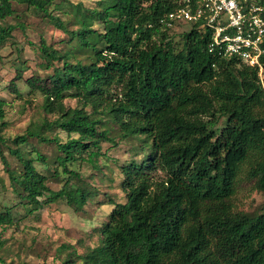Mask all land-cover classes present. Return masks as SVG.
Masks as SVG:
<instances>
[{"label":"trees","instance_id":"1","mask_svg":"<svg viewBox=\"0 0 264 264\" xmlns=\"http://www.w3.org/2000/svg\"><path fill=\"white\" fill-rule=\"evenodd\" d=\"M57 3L0 0V21L16 15L14 5L24 6L67 34L83 57L40 40V58L51 72L24 84L42 97L45 117L10 146L0 135L1 162L7 164L5 146L18 163V169L5 167L12 192L32 206L29 212L58 201L82 210L92 189L69 166L93 163L101 142L116 146L108 136L113 123L120 140L138 139L146 153L140 163L120 168L124 202L113 205L98 244L80 256L82 264H264V201L254 217L233 204L247 183L264 197V55L259 70L210 52L212 30L201 19L176 49L168 16L185 6L193 13L199 0L76 3L73 30L53 14ZM17 27L24 24H0V47ZM20 79L17 73L9 84L16 96ZM65 99L78 106L66 107ZM5 105L0 99V129ZM53 128L66 133L65 142L47 137ZM29 139L59 151L52 176L59 167L66 179L58 190L33 165H44V158L22 150ZM17 223L1 208V230Z\"/></svg>","mask_w":264,"mask_h":264},{"label":"rangeland","instance_id":"2","mask_svg":"<svg viewBox=\"0 0 264 264\" xmlns=\"http://www.w3.org/2000/svg\"><path fill=\"white\" fill-rule=\"evenodd\" d=\"M97 0H56L53 14L69 30L78 26L79 19L71 5L81 3L85 7H94ZM15 16L7 18L2 25L23 23L24 28L17 27L10 37L0 47V99L6 103L4 107L3 127L0 135L10 146L11 139L24 134L32 124L42 121V97L36 92H30L24 84L31 76L46 77L51 69H46L38 50L40 40L58 51H72L76 57L83 58L80 52L73 48L74 43L69 36L56 29L47 19L34 11L26 10L24 6H13ZM191 23L180 20L174 21L168 30V35L176 49L182 42V35L191 28ZM99 29L98 25H94ZM55 66H60L55 62ZM19 73L21 79L15 82L19 96L11 93L10 81ZM263 78V76H262ZM66 107H77L73 99H65ZM48 119H51L49 115ZM1 122V121H0ZM108 136L117 143L113 146L109 142L99 144L98 156L93 163L77 161L69 166L81 177V181L92 189V196L80 211H73L64 201L47 206L41 210L29 212L32 206L18 198L10 187L5 167L18 169V163L11 156L6 147L2 146V153L6 165L0 160V210L6 208L18 223L1 230L0 228V264H63L71 260L72 264H82L79 259L98 244L99 230L107 221V217L116 203L124 202V194L120 190L122 174L120 168L130 162L140 163L145 153L141 150V142L135 138L120 140L118 128L115 124H108ZM47 137H57L60 142L66 141V133L51 129ZM24 152L35 157L37 151L45 160L34 162L37 172L47 177L46 185L58 190L66 179L57 168L58 177L52 176L55 170L52 161L59 151L53 143H40L29 139L22 146ZM34 151V153L31 152ZM85 157V155H83ZM94 166V167H93ZM264 201L262 194L257 192L250 183L243 184L233 199L234 210L250 217L260 213Z\"/></svg>","mask_w":264,"mask_h":264},{"label":"built area","instance_id":"3","mask_svg":"<svg viewBox=\"0 0 264 264\" xmlns=\"http://www.w3.org/2000/svg\"><path fill=\"white\" fill-rule=\"evenodd\" d=\"M264 0H199L192 13L188 6L169 14L171 21L198 19L212 30L209 51L234 57L261 70L264 55Z\"/></svg>","mask_w":264,"mask_h":264}]
</instances>
